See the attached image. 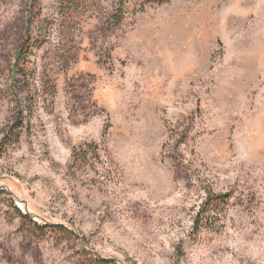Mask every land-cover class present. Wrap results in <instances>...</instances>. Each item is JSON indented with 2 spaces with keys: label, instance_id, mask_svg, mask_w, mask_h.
I'll return each mask as SVG.
<instances>
[{
  "label": "rangeland",
  "instance_id": "rangeland-1",
  "mask_svg": "<svg viewBox=\"0 0 264 264\" xmlns=\"http://www.w3.org/2000/svg\"><path fill=\"white\" fill-rule=\"evenodd\" d=\"M99 259L264 264V0H0V264Z\"/></svg>",
  "mask_w": 264,
  "mask_h": 264
},
{
  "label": "trees",
  "instance_id": "trees-1",
  "mask_svg": "<svg viewBox=\"0 0 264 264\" xmlns=\"http://www.w3.org/2000/svg\"><path fill=\"white\" fill-rule=\"evenodd\" d=\"M32 3L36 2L37 0H31ZM31 54V46L30 43L27 42L26 45L23 44L16 52L15 54V63L16 67H19L20 65H27V59L29 55ZM225 197L218 196L215 198L209 197L207 203L205 204L207 208H212L215 205H219V203H223ZM207 211V210H206ZM68 233V231H67ZM95 264H112L109 260L99 259Z\"/></svg>",
  "mask_w": 264,
  "mask_h": 264
}]
</instances>
